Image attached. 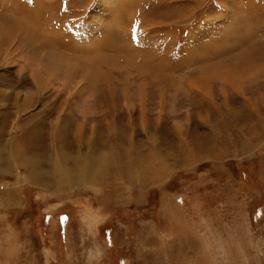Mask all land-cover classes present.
<instances>
[{
	"label": "rangeland",
	"instance_id": "rangeland-1",
	"mask_svg": "<svg viewBox=\"0 0 264 264\" xmlns=\"http://www.w3.org/2000/svg\"><path fill=\"white\" fill-rule=\"evenodd\" d=\"M0 264H264V0H0Z\"/></svg>",
	"mask_w": 264,
	"mask_h": 264
},
{
	"label": "bare ground",
	"instance_id": "bare-ground-1",
	"mask_svg": "<svg viewBox=\"0 0 264 264\" xmlns=\"http://www.w3.org/2000/svg\"><path fill=\"white\" fill-rule=\"evenodd\" d=\"M41 38V37H40ZM46 43V42H45ZM48 47V46H47ZM49 48V47H48ZM52 48V47H51ZM57 59V58H56ZM44 60H46V61H48V60H50V56L48 55V56H45V59ZM53 64V63H52ZM78 132H81L82 131V129L81 130H77ZM81 134V133H80ZM80 134H77L78 136L80 135ZM82 135V134H81ZM11 146H12V144H11ZM19 148H18V146L16 147L15 145H13L12 147H11V149L9 148L7 151H6V153L7 154H9V156L10 157H12V158H26V156H24V154H22V152L23 151H20L19 152ZM24 153V152H23ZM28 159V158H27ZM95 165H96V163H95ZM100 165V164H99ZM121 165V164H120ZM90 166V165H89ZM91 166H92V164H91ZM83 168H86V167H83ZM137 168H139V166H137ZM96 169V168H95ZM64 172V171H63ZM130 172H132V174H135V172H133L131 169H127V170H124V172L123 173H121V175L123 176V178H128V176H129V173ZM61 173V172H60ZM64 174H66V173H64ZM82 174V173H81ZM49 179V178H48ZM96 183V182H95Z\"/></svg>",
	"mask_w": 264,
	"mask_h": 264
}]
</instances>
